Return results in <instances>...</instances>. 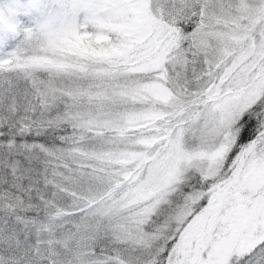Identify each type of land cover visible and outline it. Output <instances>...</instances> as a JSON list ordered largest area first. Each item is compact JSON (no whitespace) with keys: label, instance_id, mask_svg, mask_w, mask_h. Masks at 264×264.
<instances>
[{"label":"snow or ice","instance_id":"6c2138e0","mask_svg":"<svg viewBox=\"0 0 264 264\" xmlns=\"http://www.w3.org/2000/svg\"><path fill=\"white\" fill-rule=\"evenodd\" d=\"M0 264H264V0H0Z\"/></svg>","mask_w":264,"mask_h":264}]
</instances>
